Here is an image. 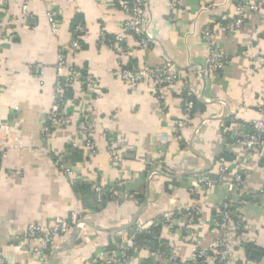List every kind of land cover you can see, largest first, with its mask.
<instances>
[{
  "label": "crops",
  "instance_id": "1",
  "mask_svg": "<svg viewBox=\"0 0 264 264\" xmlns=\"http://www.w3.org/2000/svg\"><path fill=\"white\" fill-rule=\"evenodd\" d=\"M242 1L254 0H181L177 10H171V0H146L148 28L155 39L148 50L132 39L133 52L125 63L140 68L171 61L182 72L183 83L198 95L193 120L178 140L173 130L182 114V89L159 97L148 80L128 86L114 76L120 66L116 53L99 44L101 32L121 31L125 16L115 0H33V24L20 20L24 0H0V18L9 25L8 31H0V251L11 263L98 264L97 256L113 240H126L133 225L148 226L167 214L199 209L202 217L192 233L184 232L180 215L172 228L161 229L162 239L187 256L196 245L210 246L214 222L228 199L239 205L247 226L234 237L238 250L246 256V244L255 245L258 259L251 261L258 262L264 251V199L243 205L240 200L264 188V160L246 152L235 138L250 132L252 121L260 117L264 67L255 68L248 55L264 54V7L247 11L241 30L216 26L232 20L236 3ZM49 8L60 21L56 33L46 19ZM79 25L86 27L83 45L76 52L68 49L67 62L98 81L96 94L65 90L70 124L45 139L43 121L53 105L58 55ZM212 25L214 40L229 61L223 71L203 80L197 69L206 64L203 34ZM83 114L91 119L97 155L88 160L83 153L81 161H74L69 144L79 136ZM119 136L124 139L123 170L108 148ZM54 154L65 155L78 184H102L113 190L114 198L93 209L98 201L94 189H74ZM221 160L229 169L226 182L208 194L193 195L195 172L205 170L217 179ZM239 172L244 181L238 191L230 182ZM71 214L80 215L83 223L59 238L46 258L28 260L23 238L29 224L46 225ZM76 229L80 233L73 244ZM146 247L138 246L137 260L148 258Z\"/></svg>",
  "mask_w": 264,
  "mask_h": 264
},
{
  "label": "built area",
  "instance_id": "2",
  "mask_svg": "<svg viewBox=\"0 0 264 264\" xmlns=\"http://www.w3.org/2000/svg\"><path fill=\"white\" fill-rule=\"evenodd\" d=\"M33 0H24L20 9V20L26 22L30 16V4ZM181 0H171V10L179 8ZM117 7L123 12L125 20L122 23L121 31L118 34H108L101 32L99 36V44L108 46L112 49L118 59L120 66L114 72V76L125 82L130 87H137L142 82L148 80L154 94L163 96L169 91L182 89L181 94H184L182 101V114L174 125L173 137L181 139L182 133L189 127L193 120L195 111V101L198 95L187 87V82L182 79V72L171 61H166L157 67L142 66L140 68H128L126 60L133 52L131 45L132 39L137 41L138 48L148 50L154 35L150 32L146 17V0H115ZM264 7V0H254L250 3L237 2L236 16L228 23H219L216 26L227 31H238L245 26L247 11L258 12ZM46 19L51 27V30L56 33L59 30L60 21L54 9L49 8L46 14ZM9 30V25L0 18V31ZM86 27L79 25L73 30V38L67 48H62L58 55L57 72L58 79L55 85V95L53 105L46 114L43 121L42 135L48 139L49 135L57 130L68 127L70 124V116L66 108L67 101L63 98L64 92L67 89L85 90L87 95L96 94L98 81L91 74L82 73L80 70L71 66L67 62L68 49L73 52L81 49V36L85 35ZM215 29L213 25L204 31L203 37L207 42L208 57L204 67H199L197 73L206 80L211 74H218L223 71L228 65L229 57L219 49L215 40ZM249 61L255 68L264 67V54H249ZM64 72L67 73L63 76ZM61 80L65 82V86L61 85ZM210 101V100H207ZM260 117L254 119L251 123V131L241 133L235 138V143L241 146L250 154L262 155L264 160V96L261 98L259 106ZM78 135L71 140L69 147L71 151L80 150L85 153L88 160H92L97 155V145L92 138L91 119L87 114L81 115L78 122ZM109 151L112 154L114 163L123 170L124 166V139L119 136L109 142ZM57 158V166L60 171L69 178L72 186L77 184L75 179V170L67 165L65 155L54 154ZM228 166L221 160L218 167V178L213 179L208 173L195 174L191 181L190 191L195 196L210 193L217 185L226 182L228 174ZM244 177L241 172L236 173L230 188L240 190L243 187ZM97 194V200L101 203L104 199L106 187L102 184L93 186ZM109 192L114 198V192L109 188ZM249 195L253 196L254 200L264 199V188L257 192L249 191ZM245 202L240 200V205ZM239 206V205H238ZM233 204L232 200H225L218 216L213 225L214 238L208 248H202L199 245L193 247L190 254L182 256L175 248L169 246L168 253L160 248L146 247L148 249V258L152 264H264V262H254L248 259L242 251L239 252L237 243L234 237L239 231L247 229V226L238 212L239 207ZM184 217L182 224L184 232L192 233V229L197 222L201 220L202 213L199 209L187 210L184 214L182 211L173 214H167L161 220L150 223L148 226H138L124 241L111 242L115 249L107 251L104 249L97 258L98 264H146V260L139 261L136 258V253L139 248L135 244V238L142 230L153 227L172 228L175 218ZM83 223L80 215L71 214L69 217H57L46 225L31 223L28 226L27 234L23 238L24 254L27 259L46 258L48 253L55 247L56 241L66 236L71 230ZM180 224V225H181ZM27 244V245H24ZM0 264L11 263L0 251Z\"/></svg>",
  "mask_w": 264,
  "mask_h": 264
},
{
  "label": "trees",
  "instance_id": "3",
  "mask_svg": "<svg viewBox=\"0 0 264 264\" xmlns=\"http://www.w3.org/2000/svg\"><path fill=\"white\" fill-rule=\"evenodd\" d=\"M81 45H83L82 42H81ZM131 65H133V64H131ZM131 65L128 64L127 65L128 68H132ZM75 68L80 70L82 73L86 74V71H83L82 69H79L77 67H75ZM61 85L65 86V82L62 81V80H61ZM68 149H69V147H68ZM70 152H71V156L74 158V161H76V160H80L81 161L83 159L84 154H85L83 151L74 150V149L72 151H70ZM225 157L228 158L227 155H225ZM90 188H93V187H91V185H89V184L86 185V184H78L77 183V184L74 185V189H77L78 191H89ZM92 191H93V189H92ZM112 199H113L112 194L109 192V188H107L106 191H105V194H104L103 201L101 203L96 201V204H95L96 207L94 206L93 209L98 210L99 207L105 206ZM242 199L245 202L252 201L253 200V196H251V195H243ZM236 207L237 206H235V210H236ZM162 218L163 217H159L155 221L161 220ZM137 228H138L137 225H133L131 227V229H129V233L132 234L133 232H135L137 230ZM244 231L245 230L241 229L238 234H242ZM84 232L85 233L86 232L89 233L87 230H85ZM134 241H135V244L138 245V246L146 245V246H150L152 248H160L162 251H164L166 253H168V251H169V245L162 239L161 228L160 227H153L152 226L150 229L142 230L140 233L137 234V236H136ZM256 248L257 247L255 245H253V244H246L245 251H246V254H247V257H248L249 260H252L251 259V254ZM114 249H115V246L113 244H109L105 248V250H107V251H112ZM263 258H264V251L261 254V258L259 260H257V261L259 262ZM152 263L153 262L151 260H149V259L146 260V264H152Z\"/></svg>",
  "mask_w": 264,
  "mask_h": 264
},
{
  "label": "water",
  "instance_id": "4",
  "mask_svg": "<svg viewBox=\"0 0 264 264\" xmlns=\"http://www.w3.org/2000/svg\"><path fill=\"white\" fill-rule=\"evenodd\" d=\"M28 23H30V24H33V23H35V20L33 19V18H30L29 20H28ZM206 171L205 170H200V171H198V172H195V174H199V173H205ZM137 218L138 217H136V218H134V220L129 224V225H127L126 226V228H128L130 225H132L133 223H135L136 222V220H137ZM79 233H80V230H77L76 229V231H75V234H74V240H73V244H74V242H75V239H76V237L79 235ZM72 247V246H71ZM58 253H61V251H57V252H54V255L52 256V257H54L56 254H58ZM258 251H256V250H254L253 252H252V254H251V258L252 259H258Z\"/></svg>",
  "mask_w": 264,
  "mask_h": 264
}]
</instances>
